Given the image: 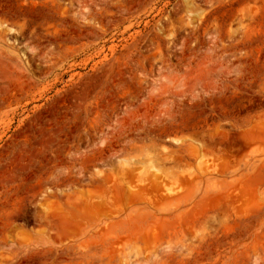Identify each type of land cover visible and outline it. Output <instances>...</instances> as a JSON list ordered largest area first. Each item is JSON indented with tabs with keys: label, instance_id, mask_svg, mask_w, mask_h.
Listing matches in <instances>:
<instances>
[{
	"label": "rangeland",
	"instance_id": "rangeland-1",
	"mask_svg": "<svg viewBox=\"0 0 264 264\" xmlns=\"http://www.w3.org/2000/svg\"><path fill=\"white\" fill-rule=\"evenodd\" d=\"M0 264H264V0H0Z\"/></svg>",
	"mask_w": 264,
	"mask_h": 264
}]
</instances>
